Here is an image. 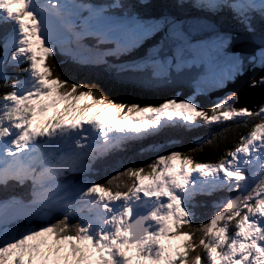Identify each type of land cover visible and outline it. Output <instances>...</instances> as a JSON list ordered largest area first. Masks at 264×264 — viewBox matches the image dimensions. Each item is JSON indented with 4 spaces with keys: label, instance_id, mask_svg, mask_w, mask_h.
<instances>
[{
    "label": "snow or ice",
    "instance_id": "obj_1",
    "mask_svg": "<svg viewBox=\"0 0 264 264\" xmlns=\"http://www.w3.org/2000/svg\"><path fill=\"white\" fill-rule=\"evenodd\" d=\"M57 56L190 94L116 100ZM0 82V264H264V0H0ZM169 126L221 133L117 158Z\"/></svg>",
    "mask_w": 264,
    "mask_h": 264
},
{
    "label": "trees",
    "instance_id": "obj_2",
    "mask_svg": "<svg viewBox=\"0 0 264 264\" xmlns=\"http://www.w3.org/2000/svg\"><path fill=\"white\" fill-rule=\"evenodd\" d=\"M57 61L63 74L74 80H81L84 82H95L105 91V93L113 97L116 100H122L125 102H141V103H152L158 99L161 92L168 96L169 91L165 92L168 88H162L159 90H147L133 85H119L111 81L109 77L100 75L91 69L81 68L66 61L65 58L58 56ZM2 82H0V88H3ZM242 132H246L247 129H241ZM221 133V128H205L198 127L191 130L185 129L181 126H169L160 132L155 138L145 139L144 141L136 144H131L127 150L118 154V159L123 163H134L140 164L150 161L160 153L161 149H180L187 150L190 147L196 146V141L200 138L212 137ZM235 136H229L228 144L230 145L235 141ZM168 140V145L159 144L162 140ZM219 153L214 151L211 147H207L206 150L201 154L198 159L202 160H215L218 158ZM110 158L104 166H98L97 174L93 176L98 181H102L107 178L108 175L112 174L113 163L110 165ZM208 206L201 207L197 210V215L201 218L205 217L211 211L212 200L205 199L203 201Z\"/></svg>",
    "mask_w": 264,
    "mask_h": 264
},
{
    "label": "water",
    "instance_id": "obj_3",
    "mask_svg": "<svg viewBox=\"0 0 264 264\" xmlns=\"http://www.w3.org/2000/svg\"><path fill=\"white\" fill-rule=\"evenodd\" d=\"M238 87V85L233 86ZM240 103L245 104L249 107H253L260 103H264V90L262 89H255V90H244L241 89L240 91Z\"/></svg>",
    "mask_w": 264,
    "mask_h": 264
},
{
    "label": "rangeland",
    "instance_id": "obj_4",
    "mask_svg": "<svg viewBox=\"0 0 264 264\" xmlns=\"http://www.w3.org/2000/svg\"><path fill=\"white\" fill-rule=\"evenodd\" d=\"M17 73H18V71H17ZM11 75V74H10Z\"/></svg>",
    "mask_w": 264,
    "mask_h": 264
}]
</instances>
